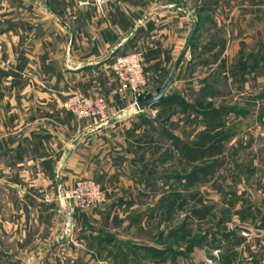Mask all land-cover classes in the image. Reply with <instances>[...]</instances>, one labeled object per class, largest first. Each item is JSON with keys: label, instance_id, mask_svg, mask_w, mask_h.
Here are the masks:
<instances>
[{"label": "rangeland", "instance_id": "374dc122", "mask_svg": "<svg viewBox=\"0 0 264 264\" xmlns=\"http://www.w3.org/2000/svg\"><path fill=\"white\" fill-rule=\"evenodd\" d=\"M171 1L181 3L188 8L190 14H194L200 20L195 39L196 41L202 39L203 42L214 34L212 26L219 21L224 23L226 11H230L231 6L240 8L241 5V0H112L101 10L92 3L82 0H59L57 4L50 0H40V4L35 0H0V57L12 56L24 49L32 48L33 50L36 46L33 43L35 37L42 36L46 41L55 39L59 35L55 26H61V22L54 15L56 10L60 12V16L71 29L79 27L78 33L81 36L90 38V34L94 35L96 47L99 40L97 34L107 38L108 44L103 48L105 60L96 63L95 66L78 70L77 72L84 73V77L79 78L76 81L77 87L69 92L81 90L90 95H104L109 103V109L112 104L117 105L120 100L127 99L128 94L131 96L129 106L132 114L128 118V126L123 123L118 127L119 134L126 142L123 143L122 138H116L118 132L101 133L102 136L107 135L109 138V141L102 144V152L107 149L106 154L111 156L109 162L111 160L113 175L108 177L110 178L109 187L111 184L117 186L120 183L129 182L132 184L146 182L150 185L146 190L123 191L119 194L133 195V203L126 202L127 210L130 212L126 214L125 225L132 222L128 233L136 236L139 239L138 242L153 243L161 228L168 233L184 221L185 239L179 240V245L184 248L190 244V241H202L194 244L188 255H179L175 262L167 261L164 264H264V94H248L253 85L247 89L246 81H235L233 78L236 76L232 72L229 73L228 79L225 76L226 73H221L224 67L220 65V61L217 64L219 74L216 79H211L209 68L203 69L204 73L197 76V80L201 77H207V79L202 82V93L191 98L197 101L205 97L204 92H213L215 97L212 101L215 105L234 106L236 110L226 119V128L233 130L234 134L227 140L225 149L219 156L222 159L219 170L190 190H184L183 183H175L172 177V173L179 169V151L173 148L170 134L181 131L183 136L192 138L203 126L198 121L200 116L191 110V113L185 116L186 120L179 123L177 113L183 112L184 105L178 104L174 105L177 112L171 114V117L167 115L166 109L162 111L161 105L155 103L152 104V115L142 110L135 111L133 103L136 100V94L128 89L123 92L116 91L121 80L113 68L115 58L119 54L133 50H140L144 54L145 83L140 91L145 95L148 92L155 93L157 88L164 84L174 59L165 65L167 68L161 64V59H157V55L153 57L156 59H151L153 39H156L157 29L162 22L154 19L143 21L139 26L138 24L146 13L162 5L171 9L169 13L175 15L163 16L169 21H166V24H175L177 30L178 22H182L181 27L185 28L184 37H188L187 34L194 25L193 19L180 10L165 6ZM51 4L54 8L52 12L47 9ZM68 4L69 8H67ZM82 15H84L83 21H81ZM85 16L89 20H85ZM179 17H184V21L181 18L178 20ZM136 26L138 28L134 30ZM94 29L96 33L93 32ZM73 32L76 34L75 31ZM62 34L64 35L63 43L67 44V35L70 36V33L62 28ZM126 34L128 38L123 41ZM22 43H25L26 48L21 46ZM46 46L48 48L46 50L49 51L51 47L48 44ZM190 50L193 51L190 52ZM203 50L204 48L197 51ZM194 51V48L189 46L182 60L188 69H192L191 66L195 64V58L198 56ZM61 55L64 53L61 52ZM192 81L191 79V83ZM63 102L65 107V99ZM123 111L125 112L122 109L120 113ZM112 115L111 112V117ZM78 120H84L87 127H90L87 119ZM129 139L132 151L137 156L135 158L128 156L125 159L123 155L126 154ZM169 148H171L170 153L167 152ZM163 152L165 154L162 156ZM106 154H102V157L105 158ZM11 157H8L4 165L2 161L0 162V264H90L87 252L81 250L85 249L86 245L77 247L73 241L72 246L69 245V247L59 242L34 257L35 253L60 236L59 232L64 228V224L63 227L57 226L58 217L64 216L59 186L50 162L42 166L45 168L40 169L43 175L38 174L36 178L37 185L43 184L45 180L50 187L53 186L52 196L46 193H44L45 196H41L37 192H29L28 195L20 194L17 187L26 189L31 186L28 181L25 182L23 179L25 177L19 172L17 159ZM13 157L18 158V155ZM146 168L151 169L152 174L148 173L150 175L144 182L142 172ZM28 174L31 176L32 172ZM87 176L103 184L107 190V198L112 195L107 184L97 179L98 176L94 173L79 175L76 179ZM174 184L181 189L187 199L182 208L167 217L160 198L167 192L165 190L170 189ZM41 203H48L49 206L42 208ZM205 204L209 206L208 215L199 216L191 211L192 207ZM78 212L73 226L74 236L77 239L81 237L80 234L84 230L94 231L98 227L96 224V228L90 226L86 228L87 224L83 223L86 219L83 220L82 215L78 217V214L82 213ZM94 219L98 223L106 222L103 216L102 219L98 216ZM227 221H233L235 227L228 229ZM107 223L120 225V229L116 231L125 230L124 227H126L117 222L115 214L111 222ZM243 230H246L248 234H244ZM55 233L56 237H54ZM165 242L164 240L162 243ZM71 247L80 248L81 251ZM119 247L122 252L128 249L114 242L108 251L103 253L100 260L92 264H138V262L149 264L150 260L153 263L158 261L156 258H150L148 261L145 256L131 258L130 255L124 260L121 258L122 255L115 256L116 249ZM216 247L221 249L222 256L214 263H210L208 257L211 256L212 249ZM122 252L120 254H123Z\"/></svg>", "mask_w": 264, "mask_h": 264}, {"label": "crops", "instance_id": "0c3cea01", "mask_svg": "<svg viewBox=\"0 0 264 264\" xmlns=\"http://www.w3.org/2000/svg\"><path fill=\"white\" fill-rule=\"evenodd\" d=\"M35 1L37 3L40 2V0ZM50 1L57 4L59 0ZM52 6L51 4L47 9L51 11ZM165 6L171 7L169 2ZM69 7L70 5L68 4L67 8ZM231 7L230 11H226L224 23L222 24L219 21L218 24L211 27L214 34L210 36V39L204 42L202 39L196 41V47L194 48L196 52L194 51V53L198 56L195 58V64L191 66L192 69H188L184 65V61L179 65L174 82L168 90L169 93L180 92L189 101L193 102L194 98L192 99L191 96L202 93V82L207 79V77H201L200 80H197V76L204 73L203 69L209 68L211 79H216L219 74L217 64L220 61V65L224 67L221 73H226L225 76L228 79L229 73L232 72L236 76L233 78L235 81H246L245 86L247 84V89H250L251 85L254 86H251L248 94H264V0H241L240 8ZM171 8L180 10L176 7ZM169 12H171V9L160 5L158 8L146 13L138 24L139 26L143 21H153L154 19L162 22L159 29H157L156 39H153L151 59L158 57L157 59H161V64L164 67L173 59L175 63L187 39V37H184L185 28L181 27L183 25L182 22H178L177 30L175 29V24H166V21H169L163 18V16H170V14L175 16L173 15L174 13ZM59 13L57 10L54 13L55 18L61 22V26H55L56 31L59 32V35L55 39L46 41L42 36L35 37L33 43L36 46L33 47V50L32 48L30 50L24 49L22 52L17 51L15 55L0 57V162L2 161V165H4L10 156H12V159H17L16 163L19 166V172L25 177L23 178L25 182L28 181L31 186L26 189L17 187L20 194L28 195L29 192H37L41 196H45L44 193H46L51 197L53 186L50 187L48 181H45L44 178V183L37 185L38 179L36 175H43L42 172L40 173V169H45L42 166L48 165L51 162L54 168L56 183H58L55 169L66 153L67 147H71L70 154L61 163L59 168L63 191L70 188L79 175L94 173L98 176L97 179L107 184L110 189L109 191L112 193L107 198V201L97 208L79 211L82 213L78 214V217L82 215L83 220H87L83 221V223L87 224L86 228L89 226L96 228V224L98 226L94 231L84 230L81 232V237H78V240L83 241V247L86 245L84 247L86 250H81L87 252L86 255L89 256L87 257L89 258V263L92 264V262L100 260L103 253L108 251L114 242H117L118 245L126 246L127 244L125 243L129 242V255L132 257L133 247L131 245L137 243L139 239L131 235L130 232L128 233L132 222L129 225H125V223L127 219L126 214L130 212L127 210L126 202L133 203V195L119 194L123 191L137 192L140 189L146 190L150 185H147L145 181L147 176L152 173L145 174V171L149 168L143 170L142 175L146 184H132L129 182L120 183L117 186L116 184H111L109 187L108 181L110 178L108 177H112L113 175L111 173L113 171L111 160L109 162L111 156L106 154L108 153L107 149L102 152V144L109 141V138H107V135L106 137L105 135H101L102 132L103 134H107L109 131L118 132V137L116 138H122L121 141L123 143L126 142L119 134L118 127L123 123L128 126V118L132 114V109L129 106L131 96L128 94L127 99H122L117 105L112 104L110 107L113 113L112 116L117 114L122 115L123 113H127V115L121 116L117 121L109 123L104 127L92 130L83 135L77 145L71 146L73 139L79 133L89 129V127H87L84 120H78L71 111L67 110L63 105V101L67 97L66 94L74 87H77L76 81L84 77V73L77 72L78 70L95 66L96 63L105 60L103 48L108 44V39L97 34L99 40L96 47L94 45V39L96 38L94 35L91 36L90 34V38L85 35L81 36L78 33L79 27L71 29ZM187 15L191 17L190 14ZM83 19L84 15H82L81 21ZM86 19L89 20L85 16ZM181 20L184 21V17ZM85 25L88 28L87 23ZM138 26L134 27V30ZM61 27L70 33V36L67 35L66 45L63 43L64 35L62 34ZM95 31L96 29L93 32L96 33ZM128 34L125 35L123 41L127 40ZM72 35L73 43L70 49V59L66 60V50L70 44ZM25 43L21 45L24 48H26ZM46 44L51 47L49 51L46 50L48 49ZM201 48H204V50L197 51L199 49L202 50ZM61 52L64 55H61ZM154 55L157 56L153 58ZM240 59L242 60L240 61ZM82 63H85L84 66H77ZM191 79L193 80L192 83ZM204 96L207 99H213L215 94L213 92H204ZM122 109L125 112L120 113ZM189 113H191V110L186 112L179 111L177 113L179 123L184 122L186 120L185 116L189 115ZM177 133L183 136L181 131ZM127 142L129 145L126 147L127 151L123 155V158L126 159L128 156L129 158L130 156L135 158L137 155L132 151L131 140L129 139ZM102 154H106V157L103 158ZM164 154L163 152L162 156ZM17 155L18 158L13 157ZM99 162L101 163L100 166ZM38 164H40L41 168L37 166ZM28 171L32 172L31 176H29ZM73 177L75 178L73 179ZM112 191H115V194ZM40 206L46 208L49 204L41 203ZM114 214L117 222L119 221L123 226H126L124 227L125 230L116 231L121 227L120 225L116 226L115 224L117 223H110L108 225L107 222H111ZM63 215V217H58L57 214V226L59 227L65 223L64 212ZM118 215L119 218H117ZM97 216L101 219L103 216L104 222H106L98 223L94 219ZM64 229L65 227L59 232L60 235L64 233ZM56 236L57 234L55 233L54 237ZM60 244L69 247V245L72 246V240L69 237L66 243L60 242ZM44 247L38 253H35L34 257L44 252L42 251ZM74 249L81 251L80 248L75 247ZM161 264H164V262Z\"/></svg>", "mask_w": 264, "mask_h": 264}, {"label": "trees", "instance_id": "16d2710c", "mask_svg": "<svg viewBox=\"0 0 264 264\" xmlns=\"http://www.w3.org/2000/svg\"><path fill=\"white\" fill-rule=\"evenodd\" d=\"M197 22L198 30L200 20L197 19ZM195 37L196 34L190 42L192 49L196 47ZM204 98L191 102L180 92H167L160 100L155 102V104L161 105L162 111L167 110L169 117L177 112L174 109V105H184L182 111H195L200 116L198 121L203 125L192 138L181 136L174 132L170 134L173 148L179 151V169L172 173V177L175 183H183L184 190H190L219 170L222 165V159L219 156L224 151L227 140L234 134L233 130L226 128V119L231 112L236 110L235 107L227 104L215 105L212 99ZM167 152L170 153L171 148ZM165 191L167 192L162 194L160 203L165 208L167 217H170L173 212L184 206L187 197L179 187H176V184ZM191 211L199 216H206L209 212V206L206 204L194 206ZM184 226L185 223L183 221V224L168 233L161 228L153 243L144 241L132 244V257L140 256L143 258L145 256L148 261L150 258H156L158 261L153 263L150 260L149 264H158L159 262L167 261L175 262L179 255H188L194 244L202 240L190 241L187 247H181L179 240L185 239ZM164 240L166 242L162 243ZM125 244L127 246H124L128 248L129 242ZM128 249L122 252L119 247L115 256L122 255L121 258L125 260V257L129 255ZM120 252L123 254H120ZM138 264H143V262H138Z\"/></svg>", "mask_w": 264, "mask_h": 264}, {"label": "built area", "instance_id": "2783aa9c", "mask_svg": "<svg viewBox=\"0 0 264 264\" xmlns=\"http://www.w3.org/2000/svg\"><path fill=\"white\" fill-rule=\"evenodd\" d=\"M112 0H88L99 9ZM113 68L121 80L116 91L130 90L136 94L133 106L138 102L137 93L145 83L144 74V54L140 50H133L116 56ZM65 107L71 111L78 119H87L90 127L101 122H106L111 117L109 103L104 95H90L81 90H74L68 93L65 99ZM135 108V106H134ZM137 110V109H135ZM61 203L65 213V230L69 229V237L73 243L82 246L73 232L75 225V215L78 211L88 210L94 206H100L107 201V190L103 184L93 177H79L74 184L64 190L60 195ZM228 229L235 227L233 221H227ZM248 234L246 230L242 231ZM222 256L221 249H212V254L208 257L210 263H214Z\"/></svg>", "mask_w": 264, "mask_h": 264}, {"label": "water", "instance_id": "95a60500", "mask_svg": "<svg viewBox=\"0 0 264 264\" xmlns=\"http://www.w3.org/2000/svg\"><path fill=\"white\" fill-rule=\"evenodd\" d=\"M82 1H88V0H82ZM169 5L171 7H176L178 9H180L181 11L187 13V14H190V11L188 10L187 7H185L184 5H182L181 3H178V2H169ZM192 19H193V22H194V25L193 27L191 28V31L190 33L188 34V37L186 39V42H185V45L179 55V57L176 59L175 63L173 64L169 74H168V77L167 79L165 80L164 84L160 87L157 88V91L155 93L153 92H148L146 95L143 94L142 91H139L137 93V97H138V102L134 105L135 106V109L137 110H144L145 112L149 113V114H153V109H152V104L155 103L156 101L160 100L169 90V88L171 87V85L173 84L174 82V79H175V75H176V71L179 67V65L181 64L182 60L184 59L185 55H186V52L190 46V42L194 36V34L196 33L197 31V28H198V22H197V18L195 17L194 14H190ZM72 43H73V35L71 37V40H70V44L66 50V56H65V59L66 60H69L70 59V49H71V46H72ZM85 63H82L81 65H77V66H84ZM127 115V113H123L122 115L121 114H117V115H114L112 117H110L106 122H101V123H98L96 125H93L91 127H89V129L79 133V135H77L72 143H71V146H75L77 145V143L79 142L80 138L91 132L92 130L94 129H98V128H101V127H104L105 125L109 124V123H113L115 121H117L121 116H125ZM71 152V147H67L66 149V153L63 155V158L62 160L58 163L56 169H55V172H56V178H57V182L59 184V193L60 195L63 193V185H62V179L59 175V168H60V165L61 163L65 160V158L70 154ZM152 172L151 169H147L145 171V174H148ZM63 227V225H62ZM69 238V229L67 228L64 233L56 238H54L47 246L44 247V249L42 251H45V250H48L49 248H51L52 246H54L55 244L59 243V242H65L67 241Z\"/></svg>", "mask_w": 264, "mask_h": 264}]
</instances>
